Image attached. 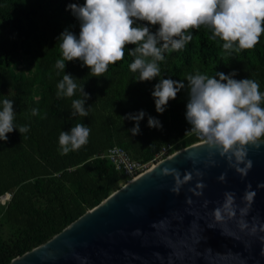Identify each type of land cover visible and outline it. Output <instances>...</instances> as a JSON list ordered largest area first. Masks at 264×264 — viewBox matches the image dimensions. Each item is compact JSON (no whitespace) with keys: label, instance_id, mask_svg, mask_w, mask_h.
Returning <instances> with one entry per match:
<instances>
[{"label":"trees","instance_id":"trees-1","mask_svg":"<svg viewBox=\"0 0 264 264\" xmlns=\"http://www.w3.org/2000/svg\"><path fill=\"white\" fill-rule=\"evenodd\" d=\"M71 3L82 5L84 0H0V102L12 99L14 124L30 129L23 135L15 129L7 141H0V195L11 193L0 203V264L45 242L126 181L108 158L99 157L107 148L123 147L133 159L147 162L163 148L172 152L201 140L185 118L186 76L235 71L233 78L253 79L264 92V34L253 49L229 55L223 41L212 39L211 30L201 26L190 30L192 40L183 49L165 53L161 75L151 81H138L139 73L130 70L131 44L104 76H91L82 61H66L65 73L90 94L85 101L89 116L71 117L72 100L83 95L77 90L73 97L57 98L56 85L65 73L55 67L63 58L60 33L68 29L79 35ZM137 23L152 32L159 27ZM161 78L183 81L185 88L158 113L151 93ZM33 108L39 109L38 115H32ZM140 110L146 115L140 133L133 136L129 129L135 121L124 117ZM149 116L162 127L150 128ZM77 123L91 129L88 142L61 155L59 134Z\"/></svg>","mask_w":264,"mask_h":264},{"label":"clouds","instance_id":"clouds-1","mask_svg":"<svg viewBox=\"0 0 264 264\" xmlns=\"http://www.w3.org/2000/svg\"><path fill=\"white\" fill-rule=\"evenodd\" d=\"M68 7L80 22V31L77 36L65 29L58 37L63 58L56 61L55 67L64 73L66 61L79 60L82 66L90 69L91 76H104L109 65L123 60L125 48L131 44L135 47L130 51L134 57L130 70L139 73L138 81H151L160 77L159 63L165 60V53L179 51L192 40L191 29L209 28L211 38L223 41L222 47L229 55L233 51L253 49L264 34V0H84L82 5L71 3ZM137 21L159 27L152 32ZM235 75L233 71L229 74L216 72L211 77L199 72L186 76L189 98L185 118L191 125L189 130L210 149L209 157L218 153L241 177H246L253 167V161L248 159V148L252 146L258 150L264 141V107L261 106L264 92L260 91L257 81L235 79ZM75 79L65 73L56 85V96L70 98L79 90L83 99L72 100L71 117H87L90 106L86 108L85 101L90 94L84 91V86H78ZM183 88V81L161 78L151 93L156 111L163 113L168 102ZM0 105V141H7V134L15 129L21 135L30 130L27 125L17 127L14 124L16 112L12 99L4 98ZM38 114L39 109L33 108L32 115ZM145 115L140 110L124 117L135 121L134 127L129 129L133 136L140 133V121ZM148 126L159 128L162 124L149 116ZM90 132L84 123H77L70 131H61L58 140L61 155L86 145ZM209 163L216 162L210 159ZM161 174L174 177L171 191L176 195L193 179L192 172L181 177L175 168L165 167ZM202 175L196 170V176ZM218 179L224 182L226 173H221ZM204 187L203 182H197L195 189ZM250 189L249 184L243 197L249 205L256 196ZM234 201V193L226 192L222 208L217 207L213 212L217 221L223 220L224 214L235 215ZM187 202L191 203V199ZM135 234H139L138 229Z\"/></svg>","mask_w":264,"mask_h":264},{"label":"water","instance_id":"water-1","mask_svg":"<svg viewBox=\"0 0 264 264\" xmlns=\"http://www.w3.org/2000/svg\"><path fill=\"white\" fill-rule=\"evenodd\" d=\"M209 151L202 140L173 151L7 264H264V141L258 150L249 146L246 177ZM165 167L181 177L192 172L179 195L171 191L174 177L161 174ZM197 182L205 187L195 189ZM249 184L256 192L250 205L243 199ZM226 192L234 193L235 215L217 221Z\"/></svg>","mask_w":264,"mask_h":264},{"label":"built area","instance_id":"built-area-1","mask_svg":"<svg viewBox=\"0 0 264 264\" xmlns=\"http://www.w3.org/2000/svg\"><path fill=\"white\" fill-rule=\"evenodd\" d=\"M167 148L161 149L155 157L147 162H141L139 160L133 159L127 150L120 146H112L107 148L105 151L99 154V157L108 158L115 166L116 169L122 171L123 175L126 177V181L137 175L138 173L149 168L154 162L166 156L165 153ZM11 197L10 192H5L0 195V203L4 204Z\"/></svg>","mask_w":264,"mask_h":264},{"label":"rangeland","instance_id":"rangeland-1","mask_svg":"<svg viewBox=\"0 0 264 264\" xmlns=\"http://www.w3.org/2000/svg\"><path fill=\"white\" fill-rule=\"evenodd\" d=\"M172 152H173V151H172ZM172 152L169 151V150L167 149L165 155L167 156V155H169V154L172 153ZM163 157H165V156H163ZM125 182H126V181H122V182L120 183V185L124 184Z\"/></svg>","mask_w":264,"mask_h":264}]
</instances>
